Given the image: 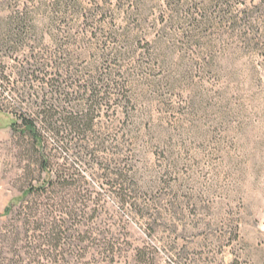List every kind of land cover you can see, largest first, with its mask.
<instances>
[{
	"label": "rangeland",
	"instance_id": "rangeland-1",
	"mask_svg": "<svg viewBox=\"0 0 264 264\" xmlns=\"http://www.w3.org/2000/svg\"><path fill=\"white\" fill-rule=\"evenodd\" d=\"M54 1L0 0V264H264V0L214 4V20L197 35L167 0H75L80 13H53ZM221 9L247 14L248 26L220 21ZM23 10L29 24L15 28L22 33L15 41L7 23ZM61 50L80 75L102 52L122 53L112 60L113 79L129 102L115 87L103 102L96 132L105 143L94 161L44 133L47 153L72 167L79 188L92 195L89 214L66 223L52 251L20 210L28 188L48 173L40 171L39 150L12 123L30 101L24 92L45 86L38 76H21V65L40 57L49 78L57 59L64 80ZM210 56L213 68L205 69ZM201 96L212 105L197 113L191 102ZM102 167L128 175L125 202ZM101 231L113 249L97 246Z\"/></svg>",
	"mask_w": 264,
	"mask_h": 264
},
{
	"label": "trees",
	"instance_id": "trees-1",
	"mask_svg": "<svg viewBox=\"0 0 264 264\" xmlns=\"http://www.w3.org/2000/svg\"><path fill=\"white\" fill-rule=\"evenodd\" d=\"M221 2L226 3L223 0H209L203 6L201 5L202 7H198L197 4L187 6L184 0H167L168 6L177 18H180L181 13H185L186 19L196 35L206 30L212 23L214 17L211 14V8L214 4ZM49 9L53 13H65L69 10L76 13L81 12L75 0H55ZM195 9L200 11L198 17H195L192 13V10ZM227 10H220L218 16L220 21H229L232 27L236 25L246 26L249 23L247 14L243 17L228 15L229 11ZM83 16L85 21L90 20L91 15L89 12L84 13ZM29 19L30 14L26 10L9 17L7 34L14 38L13 40L17 41L18 39L20 41L22 33L15 32V28L24 29L28 26ZM188 32L191 31H187L184 36L189 41L195 39L196 35ZM60 52L68 68L64 80H60V77L57 76V73L60 72L57 59L52 61L55 76L49 78H47L49 74L45 73V63L40 57L35 58L33 63L27 61L26 64L21 65L19 70L21 76L28 78L38 76L45 86L38 90L24 92V96H29L30 101H27L20 108L15 115L16 120L12 123L13 132L19 134V136L29 137L32 146L39 150L40 171L48 173V177L43 180L39 179L37 185H31L28 188L24 197L30 195L35 200H24L23 197L20 210L31 220L29 223L35 225V230L43 234L42 244L49 246V250L52 251H57L64 240L65 224L69 222L73 224L78 216L86 218L85 216L89 214L86 210L92 195L88 189L79 188L83 182L72 167L61 161L62 159L56 155L52 158L47 153L48 144L44 133H51L61 144L62 149L71 150L77 158L86 157L88 161H94L97 152L105 143L104 139L96 132L97 118L103 102L108 100V95L114 87L118 91L119 99L125 103L129 102L127 96L122 93L121 85L114 83L113 79L115 74L112 68V60L121 57L122 53H116L115 57H110L109 54L102 52L99 55L100 60L98 63L86 67L83 70L84 73L80 75L72 63V57L63 50ZM160 56L166 57L167 55L163 53ZM162 62L165 63L166 59L164 58ZM213 65L214 57L210 56L204 68L212 69ZM211 105V102L205 96H201L197 102H191L192 110L197 113L203 108L204 111L207 110V106ZM102 168L107 184L111 188H115L117 195L125 202L126 195L123 186L129 182L128 175L119 172L112 173L109 169ZM66 189H70L68 194H63V190ZM77 204L80 207H77ZM91 211L92 213L97 212L98 207ZM57 212L66 215V218L59 219ZM69 232L72 233L71 229ZM104 233V231H101L99 235H96V237L101 236V239H98L100 244L97 246L109 251L113 249L114 242ZM94 234L93 229L88 226L85 235L88 236L89 241ZM74 237L75 235L71 234V243H69L71 247L75 242Z\"/></svg>",
	"mask_w": 264,
	"mask_h": 264
}]
</instances>
